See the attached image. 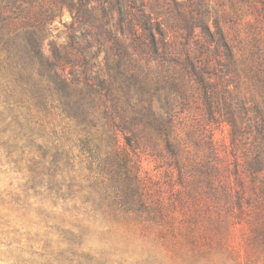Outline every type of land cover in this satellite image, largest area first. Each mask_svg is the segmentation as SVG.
<instances>
[{"label":"rangeland","instance_id":"1","mask_svg":"<svg viewBox=\"0 0 264 264\" xmlns=\"http://www.w3.org/2000/svg\"><path fill=\"white\" fill-rule=\"evenodd\" d=\"M69 1L32 0L51 13L46 54L50 42L63 46L79 35ZM106 2L87 0L86 7L99 20ZM141 10L157 53L141 31ZM103 18L129 71L161 79L184 74L186 86L167 100L136 95L126 105L164 122L179 149L169 154L160 141L161 156L150 146L124 151L123 136H103L104 147L122 146V159L128 153L121 205L110 184L117 181L90 172L80 134L60 117L34 131L38 143L50 146L55 127L74 153L57 174L59 182L71 181V193L50 194L47 181L33 186L36 147L19 157L0 144V264H264V0H122V27L117 6ZM115 45L103 41L97 55L103 69ZM188 56L207 73V94L185 74ZM102 109L99 103V115Z\"/></svg>","mask_w":264,"mask_h":264},{"label":"trees","instance_id":"2","mask_svg":"<svg viewBox=\"0 0 264 264\" xmlns=\"http://www.w3.org/2000/svg\"><path fill=\"white\" fill-rule=\"evenodd\" d=\"M86 4L87 0H82L81 5L74 7L69 1L72 23L77 24L79 35L63 46L50 42V53L46 54L42 44L49 32V9L33 4L32 0H0V144L9 155L19 150V157L36 147L41 151V157L30 158L32 175L35 173L36 177L32 179L36 182L31 181L33 186L47 181L50 194L71 193V181L61 179L66 182L64 191V183L58 181L57 174L61 163L70 162L74 153L60 141L55 127L49 128L50 146L38 143L34 131L38 127L45 128L49 118L60 117L80 134L77 145L90 172L107 182L117 181L109 183L115 200L122 205V162L128 164V153L125 152L127 156L122 159V146L115 152L104 147L103 136L114 140L123 136L124 151H141L150 146L158 155L161 151L157 146L163 141L167 153L175 155L179 145L166 131L164 122L139 110H128L126 105L131 103V96L136 95L140 99L146 95V99L155 96L160 101L167 100L170 92L184 88L186 81L184 74L181 79H161L157 75L151 76L150 71L141 75L129 71L122 61L118 37L108 27V20L103 18L117 6L122 27V0H107L99 20ZM131 26L135 31L134 25ZM140 26L157 53V38L150 17L143 10L140 11ZM86 36L91 39H85ZM105 39H112L116 45L114 57L105 56L103 69L97 55ZM225 47L228 49L226 43ZM182 65L187 71L185 74L193 77L207 94L211 85L207 73L190 56ZM146 80H154L153 85L145 83ZM99 103L103 107L100 115L97 112ZM208 106L211 115L210 102ZM7 132L11 133L10 138L3 140Z\"/></svg>","mask_w":264,"mask_h":264}]
</instances>
